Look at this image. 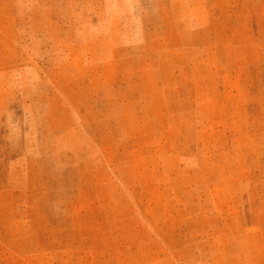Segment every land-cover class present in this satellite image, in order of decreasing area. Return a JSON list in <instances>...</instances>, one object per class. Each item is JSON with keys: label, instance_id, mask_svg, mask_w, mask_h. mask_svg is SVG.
Here are the masks:
<instances>
[{"label": "rangeland", "instance_id": "1", "mask_svg": "<svg viewBox=\"0 0 264 264\" xmlns=\"http://www.w3.org/2000/svg\"><path fill=\"white\" fill-rule=\"evenodd\" d=\"M0 264H264V0H0Z\"/></svg>", "mask_w": 264, "mask_h": 264}]
</instances>
